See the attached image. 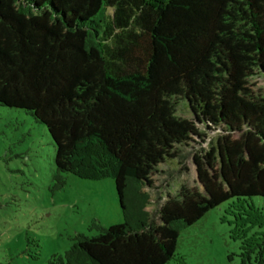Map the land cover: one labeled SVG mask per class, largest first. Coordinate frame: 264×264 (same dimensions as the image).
I'll list each match as a JSON object with an SVG mask.
<instances>
[{
	"label": "trees",
	"instance_id": "obj_1",
	"mask_svg": "<svg viewBox=\"0 0 264 264\" xmlns=\"http://www.w3.org/2000/svg\"><path fill=\"white\" fill-rule=\"evenodd\" d=\"M260 76L264 0H0V105L47 126L56 187L113 178L124 214L48 264H167L182 230L230 199L238 227L263 225ZM209 131L193 153L202 187L150 209L160 166Z\"/></svg>",
	"mask_w": 264,
	"mask_h": 264
},
{
	"label": "rangeland",
	"instance_id": "obj_2",
	"mask_svg": "<svg viewBox=\"0 0 264 264\" xmlns=\"http://www.w3.org/2000/svg\"><path fill=\"white\" fill-rule=\"evenodd\" d=\"M256 80L258 87L264 86L262 76ZM179 113L193 117L184 104ZM217 135L209 131L205 142L185 149L184 158L160 166L159 188L152 190L156 202L150 209L183 184L202 187L193 153ZM55 153L45 124L23 109L0 105V257L10 256L14 264H48L53 254H65L77 234H97L94 222L109 226L124 221L113 178L65 173L66 183L56 187ZM250 201L264 210V196ZM232 202L212 208L182 230L176 254L167 264H264V245L254 244L264 241V221L238 227Z\"/></svg>",
	"mask_w": 264,
	"mask_h": 264
},
{
	"label": "water",
	"instance_id": "obj_3",
	"mask_svg": "<svg viewBox=\"0 0 264 264\" xmlns=\"http://www.w3.org/2000/svg\"><path fill=\"white\" fill-rule=\"evenodd\" d=\"M198 180H199V178H198ZM200 184H201V182H200ZM202 185V184H201Z\"/></svg>",
	"mask_w": 264,
	"mask_h": 264
}]
</instances>
